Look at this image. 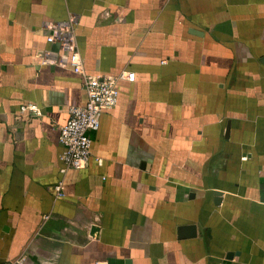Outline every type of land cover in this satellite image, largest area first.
I'll return each mask as SVG.
<instances>
[{"label": "crops", "instance_id": "1", "mask_svg": "<svg viewBox=\"0 0 264 264\" xmlns=\"http://www.w3.org/2000/svg\"><path fill=\"white\" fill-rule=\"evenodd\" d=\"M70 13L87 74L136 77L64 175L87 95L44 27ZM22 257L264 264V0H0V264Z\"/></svg>", "mask_w": 264, "mask_h": 264}, {"label": "built area", "instance_id": "2", "mask_svg": "<svg viewBox=\"0 0 264 264\" xmlns=\"http://www.w3.org/2000/svg\"><path fill=\"white\" fill-rule=\"evenodd\" d=\"M80 17L70 13L66 21L60 23H48L44 29L49 31L47 37L49 43L58 44L60 51L69 57V63L74 72L82 77L83 87L86 91L87 101L81 106L70 109V117L67 123L60 129V143L65 147L63 163L60 172L66 175L70 170H84L87 168L91 158V139L89 134L100 127V117L104 113L113 111L119 102V80L135 81V73L122 72L118 77H94L84 70V59L81 55L76 27ZM22 112L36 114L35 109L29 106L21 108ZM63 195L62 185L55 187V199ZM50 214L43 216L46 221ZM4 264H26L24 257ZM105 264V263H96Z\"/></svg>", "mask_w": 264, "mask_h": 264}, {"label": "water", "instance_id": "3", "mask_svg": "<svg viewBox=\"0 0 264 264\" xmlns=\"http://www.w3.org/2000/svg\"><path fill=\"white\" fill-rule=\"evenodd\" d=\"M189 228L195 231V227H189ZM184 229H185V228H184ZM184 229H183V230H184Z\"/></svg>", "mask_w": 264, "mask_h": 264}]
</instances>
